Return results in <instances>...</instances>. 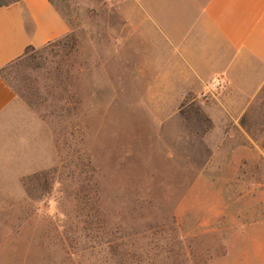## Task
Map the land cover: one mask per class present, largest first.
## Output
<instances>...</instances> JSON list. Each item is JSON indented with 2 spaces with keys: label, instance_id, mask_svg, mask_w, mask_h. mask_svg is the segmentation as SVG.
Segmentation results:
<instances>
[{
  "label": "rangeland",
  "instance_id": "rangeland-1",
  "mask_svg": "<svg viewBox=\"0 0 264 264\" xmlns=\"http://www.w3.org/2000/svg\"><path fill=\"white\" fill-rule=\"evenodd\" d=\"M51 2L2 72L0 264H264V86L164 100L130 0Z\"/></svg>",
  "mask_w": 264,
  "mask_h": 264
},
{
  "label": "crops",
  "instance_id": "crops-1",
  "mask_svg": "<svg viewBox=\"0 0 264 264\" xmlns=\"http://www.w3.org/2000/svg\"><path fill=\"white\" fill-rule=\"evenodd\" d=\"M130 1L138 10L129 23L138 67L150 70L164 100L173 93L180 100L213 94L215 84L227 93L247 89L253 97L264 86V0ZM69 33L50 0L0 8V71L28 47L44 48ZM15 102L0 74V117Z\"/></svg>",
  "mask_w": 264,
  "mask_h": 264
},
{
  "label": "trees",
  "instance_id": "trees-1",
  "mask_svg": "<svg viewBox=\"0 0 264 264\" xmlns=\"http://www.w3.org/2000/svg\"><path fill=\"white\" fill-rule=\"evenodd\" d=\"M20 1H22V0H0V8H2V7H7V6H10V5H12V4H14V3H18V2H20ZM51 1V0H50ZM69 35H67V36H65L64 38H66V37H68ZM60 40V39H59ZM58 41V40H57ZM53 43V42H52ZM51 44V43H50ZM50 44H48V45H50ZM47 45V46H48ZM46 47V46H45ZM30 49H35V48H33V47H28L27 49H26V52L28 51V50H30ZM25 52V53H26ZM19 60V59H18ZM14 63V62H13ZM5 69V68H4ZM4 69H2L1 71H0V74H2V72L4 71ZM3 75V74H2ZM11 86V85H10ZM12 87V86H11Z\"/></svg>",
  "mask_w": 264,
  "mask_h": 264
},
{
  "label": "built area",
  "instance_id": "built-area-1",
  "mask_svg": "<svg viewBox=\"0 0 264 264\" xmlns=\"http://www.w3.org/2000/svg\"><path fill=\"white\" fill-rule=\"evenodd\" d=\"M217 88H218V85L217 84H215V85L212 86V89H217Z\"/></svg>",
  "mask_w": 264,
  "mask_h": 264
}]
</instances>
